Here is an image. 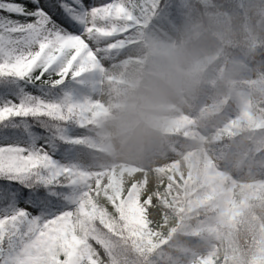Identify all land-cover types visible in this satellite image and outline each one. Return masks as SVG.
Returning a JSON list of instances; mask_svg holds the SVG:
<instances>
[{
  "label": "snow or ice",
  "instance_id": "obj_1",
  "mask_svg": "<svg viewBox=\"0 0 264 264\" xmlns=\"http://www.w3.org/2000/svg\"><path fill=\"white\" fill-rule=\"evenodd\" d=\"M177 7L0 0V264H133L117 256L141 236L131 196L96 191L80 130L104 60Z\"/></svg>",
  "mask_w": 264,
  "mask_h": 264
},
{
  "label": "trees",
  "instance_id": "obj_2",
  "mask_svg": "<svg viewBox=\"0 0 264 264\" xmlns=\"http://www.w3.org/2000/svg\"><path fill=\"white\" fill-rule=\"evenodd\" d=\"M177 4L175 13L155 16L139 27L141 40L126 41L122 47L134 52L139 45L145 46L131 56L138 70L127 85L132 94V112L111 118L110 109L98 101L99 91L88 94V122L80 130L89 141L84 151L89 163L103 162L108 167L104 173L106 184L100 179L96 188L93 181L96 191L101 196L105 190H115L125 199L131 196L135 216L134 191L125 172L121 166L106 163L110 154L104 152L103 145L110 137L141 144L139 169H153L157 179L155 189L145 195L144 201L154 204L157 220L150 229L135 220L141 236L130 238L117 256L122 260L126 255L133 264H264V138L252 136L256 123L264 129V110L261 115L255 112L264 95L255 90L252 104L233 102L227 95V81L212 82L199 68L189 72L163 70L161 55L153 56L149 34L151 26L163 28L165 19L168 26L184 29L185 46L213 49L214 59L243 65L264 82V0H177ZM152 76L157 79L150 86L147 80ZM180 89L191 98H208L211 107L201 109L185 102V107L167 109L165 97ZM163 112L173 119L175 134L164 135ZM194 125L213 127L217 141H207L199 132L191 134ZM155 141L161 144L148 152V143ZM231 142L249 156L252 169L263 175L262 181L228 184L227 174L214 168V162L224 158ZM182 151L197 154L186 164L191 181L188 173L176 165L152 168V154L179 155ZM204 194L209 196L206 202ZM182 225H186L184 233L180 232ZM133 240L139 250L133 247ZM203 243L212 244L213 252L209 258H195L192 249Z\"/></svg>",
  "mask_w": 264,
  "mask_h": 264
},
{
  "label": "rangeland",
  "instance_id": "obj_3",
  "mask_svg": "<svg viewBox=\"0 0 264 264\" xmlns=\"http://www.w3.org/2000/svg\"><path fill=\"white\" fill-rule=\"evenodd\" d=\"M162 23L163 28L160 29L151 26L149 34L150 43L153 46V56L157 54L161 55V68L163 70L177 68L189 72L195 67L199 68L203 73V77L212 82L227 81V93L230 101L252 104L251 97L255 89L264 95V82L247 67L237 63L234 64L214 59L215 51L213 49L185 46L187 34L184 29L181 26L177 28L168 26L165 19H163ZM130 35L131 38L127 41L134 42L135 39L141 40L143 38L139 28ZM144 48V45H139L134 52L127 48H120L116 55L104 60L103 69L96 76V89L99 91L98 101L106 104L105 106L110 109L109 116L111 118H117L122 114L127 115L132 112V107L129 104L132 94H129L127 85L137 76L138 70L131 56L133 54L137 55ZM156 79L157 76L148 78V85L152 86L156 82ZM253 83H255V86H253ZM164 102L166 108H170L173 105L185 107L183 105L184 102H193L202 108L210 107L209 99L204 97L190 98L184 90L165 97ZM262 110H264V100L255 107V112L258 115L262 114ZM163 117L164 135L173 134V121L166 117L165 112L163 113ZM197 131L201 132L203 136H208V140H215L212 128L208 126H196L192 128L191 133L195 134ZM252 136L258 140L264 138V129L258 123L255 124ZM160 144V141L150 142L147 147L148 151L150 152L152 148ZM104 150L112 154L111 158L106 161L111 165L121 166V169L125 172L128 185L134 191L133 209L136 221L145 223L146 227L150 229V225L158 218V212L154 208V204L147 205L144 201L145 195L155 189L157 179L152 170H146L145 174L144 172H141V174L138 170L139 156L143 152L142 145L120 143L116 139H110L105 142ZM196 155V153L189 154L184 151L180 152L179 155L170 153L164 155L155 154L152 156V161H155V167L176 165L179 170L186 171L185 164L193 160ZM249 161V157L239 152L236 144L232 143V147L225 157L215 162L214 166L219 171L229 174V178L227 179L228 184H248L250 182L261 181L263 175L261 173H254L255 175L253 176ZM93 163L95 164L93 171L98 173L99 179L106 184L107 180L104 177V173L107 168L96 161H93ZM188 179L192 180L189 173ZM203 200L205 202L208 200L207 194H204ZM185 231L186 225H182L180 232L184 233ZM203 250L204 248H199L194 251V254L198 256L203 253Z\"/></svg>",
  "mask_w": 264,
  "mask_h": 264
}]
</instances>
